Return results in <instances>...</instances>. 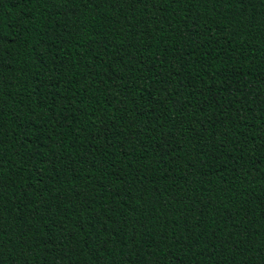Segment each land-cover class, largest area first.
<instances>
[{"label": "trees", "instance_id": "16d2710c", "mask_svg": "<svg viewBox=\"0 0 264 264\" xmlns=\"http://www.w3.org/2000/svg\"><path fill=\"white\" fill-rule=\"evenodd\" d=\"M0 264H264V0H0Z\"/></svg>", "mask_w": 264, "mask_h": 264}]
</instances>
